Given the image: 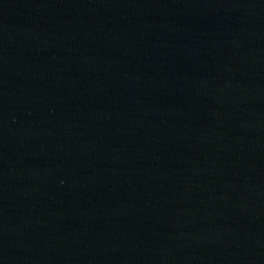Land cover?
Here are the masks:
<instances>
[{
    "label": "water",
    "instance_id": "95a60500",
    "mask_svg": "<svg viewBox=\"0 0 264 264\" xmlns=\"http://www.w3.org/2000/svg\"><path fill=\"white\" fill-rule=\"evenodd\" d=\"M0 264H264V0H0Z\"/></svg>",
    "mask_w": 264,
    "mask_h": 264
}]
</instances>
